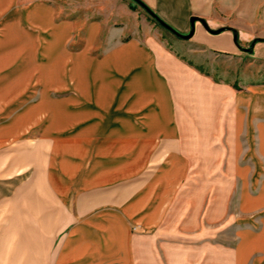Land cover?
I'll use <instances>...</instances> for the list:
<instances>
[{"label":"crops","instance_id":"1","mask_svg":"<svg viewBox=\"0 0 264 264\" xmlns=\"http://www.w3.org/2000/svg\"><path fill=\"white\" fill-rule=\"evenodd\" d=\"M142 1L0 0V264H264V0Z\"/></svg>","mask_w":264,"mask_h":264},{"label":"rangeland","instance_id":"2","mask_svg":"<svg viewBox=\"0 0 264 264\" xmlns=\"http://www.w3.org/2000/svg\"><path fill=\"white\" fill-rule=\"evenodd\" d=\"M133 4L135 5V8H137L145 17H146V33L149 34V36H153L154 38L158 39L160 42L165 44L170 50L175 51L178 55L184 56V57H191V51H189V47H191L192 43L189 42V40H183L178 37H176L174 34L166 30L164 27H162L158 22H156L139 4H137L134 0H131ZM192 47H194L192 45ZM193 61V60H192ZM199 69L202 71H205L207 73H213L216 76L219 75V69L225 70L227 68L232 69V67L229 65V62L227 61H213L210 60V58H206L205 61H201L200 64H198ZM215 67V68H214ZM257 70L259 72H264V65L261 63L257 64ZM215 76V77H216ZM184 196V195H183ZM182 196V197H183ZM185 197H183L182 201H184ZM230 200V196L227 195V204Z\"/></svg>","mask_w":264,"mask_h":264},{"label":"water","instance_id":"3","mask_svg":"<svg viewBox=\"0 0 264 264\" xmlns=\"http://www.w3.org/2000/svg\"><path fill=\"white\" fill-rule=\"evenodd\" d=\"M137 4H139L156 22H158L162 27H164L166 30L174 34L176 37L183 39V40H189L193 37L195 33V23L196 21H200L203 25V27L211 34H219L224 30V28L219 29H212L205 20L198 18L196 16H192L190 18V31L186 34L179 32L175 28H173L171 25L166 23L164 20H162L153 10H151L142 0H134ZM237 32L234 30V40L237 42ZM257 40H254L252 45Z\"/></svg>","mask_w":264,"mask_h":264},{"label":"trees","instance_id":"4","mask_svg":"<svg viewBox=\"0 0 264 264\" xmlns=\"http://www.w3.org/2000/svg\"><path fill=\"white\" fill-rule=\"evenodd\" d=\"M259 40V39H258Z\"/></svg>","mask_w":264,"mask_h":264}]
</instances>
